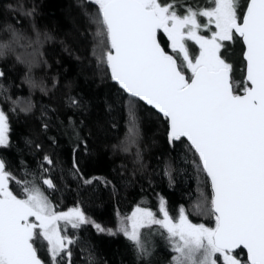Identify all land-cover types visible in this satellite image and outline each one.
I'll list each match as a JSON object with an SVG mask.
<instances>
[{"label":"snow or ice","instance_id":"6c2138e0","mask_svg":"<svg viewBox=\"0 0 264 264\" xmlns=\"http://www.w3.org/2000/svg\"><path fill=\"white\" fill-rule=\"evenodd\" d=\"M88 2L98 9L99 46L107 45L102 61L130 97L133 129L136 102L157 110L168 123L169 144L188 142L211 187V198L202 193L196 209L214 219L213 227L192 223L183 207L178 217L170 216L161 199L160 217L137 206L117 231L147 254L141 229L159 226L175 253L173 264H264V0H248L242 14L240 0H211V7H189L183 15L177 0ZM236 37L246 46L242 88L232 81V64L222 55L225 42ZM189 41L198 45V54L190 52ZM7 47L0 44V55ZM8 144V118L0 109V147ZM41 185L55 187L50 178L17 179L0 158V264H71L75 240L69 228L92 224L115 234L80 207L56 210ZM44 242L47 260L38 254Z\"/></svg>","mask_w":264,"mask_h":264},{"label":"trees","instance_id":"16d2710c","mask_svg":"<svg viewBox=\"0 0 264 264\" xmlns=\"http://www.w3.org/2000/svg\"><path fill=\"white\" fill-rule=\"evenodd\" d=\"M211 6V0L176 2L179 14ZM97 19V6L88 0H0V44L8 45L0 55V104L10 123L0 158L17 179L50 178L53 189L41 186L56 210L77 206L102 225H114L138 205L156 210L159 196L172 217L184 206L193 219L214 224L196 209L202 193L211 198V187L188 142L169 144L167 121L144 102L135 103L133 129L130 97L102 61L107 45L99 46ZM243 52L239 37L222 49L240 88ZM11 188L19 191L15 183ZM69 231L75 240L71 264H168L174 253L157 225L141 232L147 254L125 235L99 232L92 224Z\"/></svg>","mask_w":264,"mask_h":264},{"label":"rangeland","instance_id":"374dc122","mask_svg":"<svg viewBox=\"0 0 264 264\" xmlns=\"http://www.w3.org/2000/svg\"><path fill=\"white\" fill-rule=\"evenodd\" d=\"M245 0H240V7L241 6H243L244 4H245ZM201 9H205V8H201ZM239 12L241 13V10H240V8H239ZM179 14V13H178ZM242 14V13H241ZM181 15H183V14H181ZM200 22L201 23H203V21L202 20H200ZM207 31H204L203 32V34L204 35H208L209 33L207 32ZM188 46H189V49H190V52L193 54V55H195V54H198V51H199V48H198V45H196L194 42H191V41H189L188 42ZM18 50L19 49H21V48H17ZM196 50V51H195ZM24 55V54H23ZM1 72V71H0ZM0 109H3L2 108V106H1V104H0ZM5 112V111H4ZM6 114V113H5ZM7 116V115H6ZM8 118V117H7ZM9 132H10V123H9V120H8V138H9ZM131 142H132V137L130 138H128V140L126 141L125 140V143H126V145L127 146H129L130 144H131ZM131 146V145H130ZM12 184V183H11ZM11 184H10V187H11ZM161 199H163L164 201H165V199L163 198V197H161V196H159V202H160V200ZM165 203H166V201H165ZM139 206V205H138ZM77 207V206H76ZM137 207V206H136ZM135 207V208H136ZM158 207H159V203H158ZM166 207H167V204H166ZM181 207H183L184 209H185V213H186V215L188 216V218H189V220L192 222V223H196V224H199V223H204L206 226H209V227H213L214 226V224H209L208 222H212V221H209V220H204V219H199V220H195V219H193V217L190 215V211L188 210V208H186V207H184V206H181ZM180 207V208H181ZM71 208H73V207H71ZM135 208L130 212V213H128V214H126V215H119L118 216V218H117V221H116V223L114 224V225H108V226H106V225H102V224H100L102 227H104V228H108V229H112L113 230V232H115V235H124L122 232H119V231H117V229H118V226H119V223H120V220L123 218V217H125V216H129V215H131V213L135 210ZM180 208H179V210H180ZM70 208H68V209H66L65 211H67V210H69ZM152 210V209H151ZM168 210V209H167ZM154 213H156L157 214V216L158 217H160L162 214H160L159 213V210H158V208L156 209V210H152ZM178 215H179V211H178V214L176 215V217H178ZM86 216H88V215H86ZM171 216V215H170ZM89 217V216H88ZM176 217H174V218H176ZM91 218V217H90ZM92 219V218H91ZM93 220V219H92ZM94 221V220H93ZM99 224V223H98ZM146 228V227H145ZM71 228H69V230H70ZM144 228H142L141 229V232H142V230H143ZM107 233V232H106ZM70 236H71V234H70V231H69V233H68ZM108 234V233H107ZM37 247H40V244L38 243L37 244ZM71 247V246H70ZM43 259H45V260H47L48 259V253H47V245H46V242H44V246L42 247V248H40V251H39V253H38ZM175 255V253H173V256ZM173 256H172V259H171V261L168 263V264H173ZM166 258H167V260H169V256L167 257V255H166Z\"/></svg>","mask_w":264,"mask_h":264},{"label":"water","instance_id":"95a60500","mask_svg":"<svg viewBox=\"0 0 264 264\" xmlns=\"http://www.w3.org/2000/svg\"><path fill=\"white\" fill-rule=\"evenodd\" d=\"M247 6V5H246ZM246 9V8H245ZM243 42V41H242ZM244 44V43H243ZM245 49H246V46L244 45V52H245ZM244 52H243V57H244ZM244 59H245V57H244ZM245 76H246V60H245ZM231 79H232V81H233V72L231 73ZM115 82V81H114ZM147 105V104H146ZM149 106V105H148ZM149 107H151V106H149ZM152 108V107H151ZM152 109H154V108H152ZM155 110V109H154ZM156 112H157V110H155ZM158 113V112H157ZM159 114V113H158ZM245 251V253H246V250H244Z\"/></svg>","mask_w":264,"mask_h":264}]
</instances>
